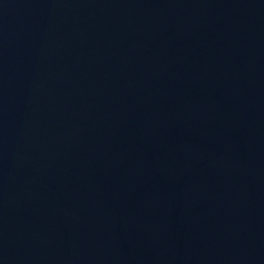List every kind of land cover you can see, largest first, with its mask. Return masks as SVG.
<instances>
[{
  "label": "water",
  "instance_id": "95a60500",
  "mask_svg": "<svg viewBox=\"0 0 264 264\" xmlns=\"http://www.w3.org/2000/svg\"><path fill=\"white\" fill-rule=\"evenodd\" d=\"M0 264H264V0H0Z\"/></svg>",
  "mask_w": 264,
  "mask_h": 264
}]
</instances>
